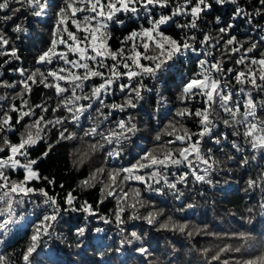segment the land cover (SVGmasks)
Listing matches in <instances>:
<instances>
[{
	"label": "snow or ice",
	"instance_id": "snow-or-ice-1",
	"mask_svg": "<svg viewBox=\"0 0 264 264\" xmlns=\"http://www.w3.org/2000/svg\"><path fill=\"white\" fill-rule=\"evenodd\" d=\"M221 199L249 227L193 218ZM192 254L264 264V0H0V264Z\"/></svg>",
	"mask_w": 264,
	"mask_h": 264
},
{
	"label": "trees",
	"instance_id": "trees-1",
	"mask_svg": "<svg viewBox=\"0 0 264 264\" xmlns=\"http://www.w3.org/2000/svg\"><path fill=\"white\" fill-rule=\"evenodd\" d=\"M70 149H57L56 152H54L53 159L48 160L45 162V165L43 167H46L49 172L56 173L57 177L59 179H62L65 183H71L72 181L68 177L67 168L65 165L70 166V161L67 160V152ZM98 163V161H97ZM241 206L242 203H241ZM30 207V206H29ZM227 209H235V205L229 200L221 199L220 202L213 206V204L209 201L207 203L200 202V206L197 209V211L193 214V218L197 221H207L211 224L212 231H216L218 233H227L234 230H243L246 227H249L247 225L243 224V221L239 219V217L232 218L227 214ZM30 219H35V217H30ZM17 235L14 237L12 243V246L8 249L9 252H12L13 250L19 251L20 247L24 244L25 238H24V232L25 228L19 227L16 229ZM260 232V226L257 225L256 228V234L259 236ZM168 238L174 240L178 247L183 245V251L187 252V249L191 247V245L180 236H174L171 233L166 234ZM161 247H163L166 243L164 239V235L161 236ZM221 243V239L217 237H211V236H197L192 241V244H194L196 247H213L216 244ZM184 260H191L192 264H199V257H197L195 254H192L190 256H184Z\"/></svg>",
	"mask_w": 264,
	"mask_h": 264
}]
</instances>
